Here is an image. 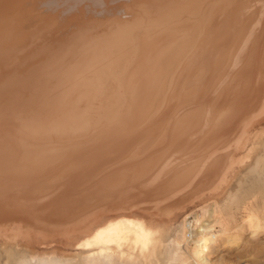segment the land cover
<instances>
[{
  "label": "bare ground",
  "instance_id": "bare-ground-1",
  "mask_svg": "<svg viewBox=\"0 0 264 264\" xmlns=\"http://www.w3.org/2000/svg\"><path fill=\"white\" fill-rule=\"evenodd\" d=\"M245 228L264 0H0V264H221Z\"/></svg>",
  "mask_w": 264,
  "mask_h": 264
},
{
  "label": "rangeland",
  "instance_id": "rangeland-1",
  "mask_svg": "<svg viewBox=\"0 0 264 264\" xmlns=\"http://www.w3.org/2000/svg\"><path fill=\"white\" fill-rule=\"evenodd\" d=\"M240 232L242 243L247 240L245 246L237 245L227 251V259L221 264H264V243L259 242V238L264 237V231L261 228L256 231L245 228Z\"/></svg>",
  "mask_w": 264,
  "mask_h": 264
}]
</instances>
